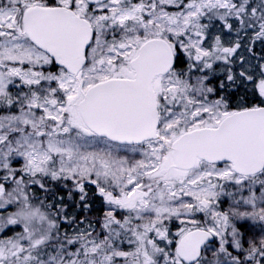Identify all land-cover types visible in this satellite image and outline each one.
<instances>
[{
    "label": "snow or ice",
    "instance_id": "1",
    "mask_svg": "<svg viewBox=\"0 0 264 264\" xmlns=\"http://www.w3.org/2000/svg\"><path fill=\"white\" fill-rule=\"evenodd\" d=\"M0 264H264V0H0Z\"/></svg>",
    "mask_w": 264,
    "mask_h": 264
}]
</instances>
